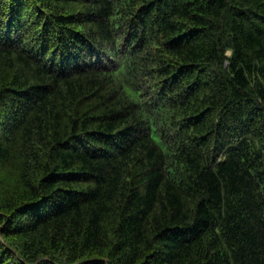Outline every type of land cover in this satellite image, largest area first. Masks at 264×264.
<instances>
[{
	"label": "trees",
	"instance_id": "16d2710c",
	"mask_svg": "<svg viewBox=\"0 0 264 264\" xmlns=\"http://www.w3.org/2000/svg\"><path fill=\"white\" fill-rule=\"evenodd\" d=\"M44 263L264 264V0H0V264Z\"/></svg>",
	"mask_w": 264,
	"mask_h": 264
},
{
	"label": "bare ground",
	"instance_id": "6f19581e",
	"mask_svg": "<svg viewBox=\"0 0 264 264\" xmlns=\"http://www.w3.org/2000/svg\"><path fill=\"white\" fill-rule=\"evenodd\" d=\"M228 145V144H227ZM180 165V164H179ZM168 166V165H167ZM251 170V169H250ZM167 176V175H166ZM174 176V175H173ZM127 183V182H126ZM167 183V182H166ZM170 185V184H169ZM198 200V199H197ZM198 211V210H197ZM201 213V212H200ZM201 219V218H200ZM203 219V217H202ZM10 238V237H9ZM10 241V240H9ZM12 242V241H11ZM15 246V245H14ZM22 257V256H21ZM14 262V261H13ZM20 262V261H19ZM43 262V261H42ZM29 263V262H28ZM40 263V262H39ZM45 264V263H44Z\"/></svg>",
	"mask_w": 264,
	"mask_h": 264
}]
</instances>
